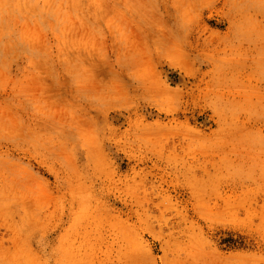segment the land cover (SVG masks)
I'll return each instance as SVG.
<instances>
[{
  "label": "rangeland",
  "instance_id": "obj_1",
  "mask_svg": "<svg viewBox=\"0 0 264 264\" xmlns=\"http://www.w3.org/2000/svg\"><path fill=\"white\" fill-rule=\"evenodd\" d=\"M0 264H264V0H0Z\"/></svg>",
  "mask_w": 264,
  "mask_h": 264
}]
</instances>
